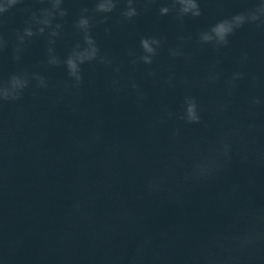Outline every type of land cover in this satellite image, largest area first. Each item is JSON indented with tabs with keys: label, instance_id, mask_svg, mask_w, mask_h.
<instances>
[{
	"label": "water",
	"instance_id": "95a60500",
	"mask_svg": "<svg viewBox=\"0 0 264 264\" xmlns=\"http://www.w3.org/2000/svg\"><path fill=\"white\" fill-rule=\"evenodd\" d=\"M166 2L145 6L136 0L140 14L129 22L120 15L126 6L120 0L106 24L93 21L91 35L113 65H82L83 84L74 95L65 91L70 82L65 66L47 63L51 29L26 38L19 61L13 59L16 33L30 15L22 9L38 12L50 6L46 0H23L3 14L0 36L7 44L0 51V81L28 71L45 76L49 86L37 88L32 81L22 99L0 109V264H111L117 257L128 264L146 237L152 244L140 264H192L202 246L227 255L214 247L215 239L243 231L264 209V165L255 158L242 163L234 154L214 178L177 183L191 169L196 142L214 141L221 126L233 121L246 128L252 95L262 103L253 110L257 129L250 139L256 147L264 145V31L245 25L219 52L197 39V33L252 7L255 0H199L202 15L185 17L183 24L174 14L159 15ZM94 6L95 0H63L67 16L53 20L63 27L52 45L61 59L82 42L74 27L81 10ZM141 36L164 41L151 65L134 69L127 52L140 53ZM177 47L184 57L169 55ZM245 53L248 61L241 64ZM216 61L220 79L200 87ZM237 70L246 76L231 97L230 110L220 114L216 105L226 98L225 81ZM150 71L155 78L147 76ZM169 76L174 87L167 83ZM132 80L146 94L142 102ZM188 94L204 109L202 123L157 122L164 107L181 112ZM175 129L180 130L177 140ZM94 135L99 138L90 144ZM173 155L178 163H171ZM165 163H171L172 177L165 190L149 194L147 179ZM77 200L84 201L78 212ZM242 264H264V243L245 253Z\"/></svg>",
	"mask_w": 264,
	"mask_h": 264
},
{
	"label": "clouds",
	"instance_id": "9594fccd",
	"mask_svg": "<svg viewBox=\"0 0 264 264\" xmlns=\"http://www.w3.org/2000/svg\"><path fill=\"white\" fill-rule=\"evenodd\" d=\"M41 2H45V0H41ZM46 2L50 6L40 9L38 12L28 8L22 9V11L29 12L30 15L25 21L27 26L22 32L18 31L16 33L17 43L14 48L13 59L19 61V53L22 51L26 38L30 39L37 35H44L46 29H51L48 32L47 39V63L50 66L63 64L70 81L64 85L65 91L70 95L78 94L83 84L82 65L92 64L93 62L108 67L113 65V60L107 54H101V50L92 37L91 31L94 26V20L96 23L102 24L108 22V14L113 13L117 9L120 0H95L93 9L83 8L81 10L74 27L81 34L82 42L78 41L64 59L57 56L52 47L56 43V38L60 37L63 27L60 23L53 25V20L57 17L61 19L66 17L67 10L62 7L63 0H46ZM155 2L156 0H144L145 6ZM21 3H23V0H0V25L4 23L3 14L9 13L16 5ZM135 3L136 0H126V6L120 13L125 21L130 22L140 14L137 7H135ZM169 14H174L176 19L183 24L185 17L198 18L202 15V10L199 0H167L166 4L159 8V15L165 16ZM97 17L99 18L97 19ZM249 24L255 25L257 29L264 31V0H255L252 7L217 21L208 29L197 33V39L201 45H212L219 52L229 46V38L237 30ZM109 31L110 29L105 28V32ZM180 39L185 41L184 37H180ZM163 41V37L141 36L139 41L140 53L137 54L135 49H129L127 52L130 57L129 62L133 68L135 69L139 64L151 65L154 62V58L159 54ZM6 44L7 42L0 36V51H3ZM169 55L177 58L184 57L185 54L177 47L170 48ZM247 61L248 56L245 53L242 55L240 63L246 64ZM219 63V61H216L209 67L205 80L199 84L200 87L207 88L220 79V74L217 71ZM114 71L118 73L120 66L117 65ZM147 76L155 78L156 73L150 71ZM245 76V72L237 70L225 81L226 98L224 101L217 103L216 111L218 113L226 114L230 110L231 97L237 89L239 81L243 80ZM173 80V76L168 77L167 83L169 87L175 86ZM255 80L256 78L253 77L254 83ZM32 81H35V87L37 88H47L49 86L45 76L36 72L29 73L28 71L13 73L6 81H0V109L3 108L5 103H12L22 99L24 90L31 85ZM112 83L114 88H119L118 80H114ZM131 88L135 92L138 102L146 99V94L140 90L139 85L134 80L131 81ZM261 103L262 100L258 96L252 95L248 98V122L246 128L233 121L230 122V126H221L214 141L196 142L192 149L191 169L185 170L183 175L177 178V183L181 181L184 183H199L214 178L232 161L234 154L239 157L242 163L255 158L258 164L264 165V145L256 147L250 139L257 129L253 110ZM203 111L204 109L197 101V98L188 94L183 98L181 112L174 113L164 107L161 110V115L157 117V122L163 124L166 120L175 118L185 124H200L202 123ZM100 125H102V121L99 122L98 127ZM179 135V129L173 130L172 137L174 140H177ZM98 138V135H94L89 143H95ZM170 161L171 163H178L175 155L170 158ZM171 163H165L159 174L150 176L147 179L146 191L149 194L165 190L169 178L172 177ZM83 204L84 201L77 200L74 210L80 211ZM123 215L125 217L129 215L126 209L123 211ZM260 243H264V209L258 211L253 221L249 222L243 231L229 233L215 239L214 247L219 249L220 252H227V255L219 256L210 247L202 246L199 254L193 257L192 264H242L243 255L255 249L257 244ZM151 244V237H146L141 241L135 249V254L129 259L128 264H140L145 256L146 249ZM121 259L117 257L111 264H120Z\"/></svg>",
	"mask_w": 264,
	"mask_h": 264
}]
</instances>
